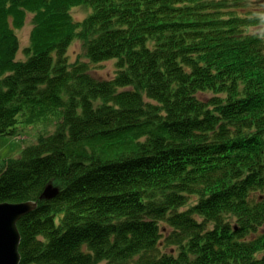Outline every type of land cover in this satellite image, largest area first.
I'll use <instances>...</instances> for the list:
<instances>
[{
	"label": "trees",
	"instance_id": "trees-1",
	"mask_svg": "<svg viewBox=\"0 0 264 264\" xmlns=\"http://www.w3.org/2000/svg\"><path fill=\"white\" fill-rule=\"evenodd\" d=\"M242 5L0 0V136L55 126L0 161V202L37 201L20 264H264V40ZM74 39L116 59L114 77L69 64ZM49 182L60 192L40 199Z\"/></svg>",
	"mask_w": 264,
	"mask_h": 264
},
{
	"label": "rangeland",
	"instance_id": "rangeland-1",
	"mask_svg": "<svg viewBox=\"0 0 264 264\" xmlns=\"http://www.w3.org/2000/svg\"><path fill=\"white\" fill-rule=\"evenodd\" d=\"M242 2L243 5L236 8L237 13L240 15H255L260 20L259 24L248 26L245 29V33L248 35H259L264 40V0H242ZM89 12L90 9L83 5L76 6L71 9V14L75 21H82L89 14ZM31 28L32 14L28 13L25 25L20 29H16L17 37L19 39V50L16 54L17 60L26 59L24 48L30 43L29 37ZM66 54L69 64L76 61L86 62L89 74L96 79H111L117 72L116 59H109L98 63L90 62L85 53V42L83 40L74 39L67 49ZM210 96H212V93L208 92L202 97L207 99ZM19 129L20 132L16 137L0 136V161L10 157H18L23 147L36 144L40 134L53 132L55 126L50 125L45 127L43 124L27 126L23 123V120H21L19 123ZM197 201L198 197L191 196L185 208L192 206ZM160 226L164 237L168 236L172 230L171 227L166 222H160ZM209 226H211V224H209ZM162 251L176 254L178 248L176 245H164L162 247ZM263 254L264 251H261L257 254V256L261 257Z\"/></svg>",
	"mask_w": 264,
	"mask_h": 264
},
{
	"label": "water",
	"instance_id": "water-1",
	"mask_svg": "<svg viewBox=\"0 0 264 264\" xmlns=\"http://www.w3.org/2000/svg\"><path fill=\"white\" fill-rule=\"evenodd\" d=\"M60 188L52 182L45 185L40 199H52ZM37 206V201L0 202V264H20L19 245L21 235L18 220Z\"/></svg>",
	"mask_w": 264,
	"mask_h": 264
}]
</instances>
